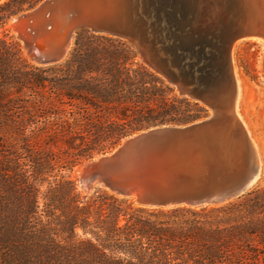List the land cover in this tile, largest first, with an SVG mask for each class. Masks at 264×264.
<instances>
[{
    "label": "trees",
    "instance_id": "1",
    "mask_svg": "<svg viewBox=\"0 0 264 264\" xmlns=\"http://www.w3.org/2000/svg\"><path fill=\"white\" fill-rule=\"evenodd\" d=\"M42 0L0 2V264H264V183L222 204L146 207L68 175L150 127L208 109L127 40L79 30L36 65L8 24Z\"/></svg>",
    "mask_w": 264,
    "mask_h": 264
},
{
    "label": "water",
    "instance_id": "2",
    "mask_svg": "<svg viewBox=\"0 0 264 264\" xmlns=\"http://www.w3.org/2000/svg\"><path fill=\"white\" fill-rule=\"evenodd\" d=\"M14 17L36 64L64 60L79 30L108 34L130 42L180 94L211 109L191 123L139 131L86 161L79 177L86 192L105 188L146 207L201 206L258 183L254 141L235 114L233 50L264 38V0H42Z\"/></svg>",
    "mask_w": 264,
    "mask_h": 264
},
{
    "label": "rangeland",
    "instance_id": "3",
    "mask_svg": "<svg viewBox=\"0 0 264 264\" xmlns=\"http://www.w3.org/2000/svg\"><path fill=\"white\" fill-rule=\"evenodd\" d=\"M13 19L14 16L10 20L8 27L10 28L11 33L15 34L17 37V34L19 33L16 30L15 26L13 25L14 24ZM25 55L27 56L26 52ZM138 58L140 59L139 55ZM263 60H264V42L254 39H246L236 44L234 48L235 68L238 78L240 77L244 81L245 89H246V94L244 96L240 111L243 115L244 120L247 122L249 126L251 135L253 136V138L257 143L261 157V163H262L261 176L258 183H264V70L262 67ZM31 62L34 63L33 61ZM164 79L166 80L167 83H169L175 88V93H177L180 96H186L180 94L176 86L171 84L166 78ZM189 98L191 100H196L192 97ZM200 103L208 109L207 115H209L211 113V109L202 102ZM88 160H85L81 165L77 166L72 172L68 171L67 173L71 178L77 180L78 187L81 191H83L86 194H91L92 192H86L84 189H82V187L79 184L80 170L82 168V165Z\"/></svg>",
    "mask_w": 264,
    "mask_h": 264
},
{
    "label": "bare ground",
    "instance_id": "4",
    "mask_svg": "<svg viewBox=\"0 0 264 264\" xmlns=\"http://www.w3.org/2000/svg\"><path fill=\"white\" fill-rule=\"evenodd\" d=\"M17 20H18L17 17H14V19H13L14 24L13 25L15 26V28L17 26V24H16ZM16 30H17V28H16ZM247 39H254V40H259L261 42H264V38H261V37H250V38H247ZM244 40H246V39H244ZM235 46H234V48H235ZM233 59H234V50H233ZM262 67H263V70H264V60H263ZM234 71H235V75H236V78H237V81H238V86H239L238 99H237V104H236V107H235V114L244 121V123L246 124V127L248 128V130L250 132L249 126H248L247 122L244 120L243 115H242V113L240 111L244 96L246 94V89H245L244 81L240 77L238 78V75H237V72H236V68H235V63H234ZM250 135H251V133H250ZM251 137H252V139L254 141V145H255V148H256V152H257V158H256L255 162H257V164L259 166L260 176H261L262 163H261V157H260L259 149H258L257 143H256V141H255V139L253 138L252 135H251Z\"/></svg>",
    "mask_w": 264,
    "mask_h": 264
}]
</instances>
